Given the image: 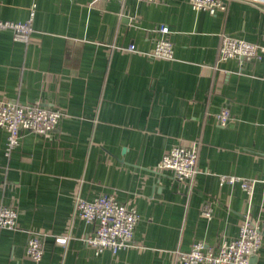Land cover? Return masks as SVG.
I'll return each mask as SVG.
<instances>
[{
	"label": "crops",
	"instance_id": "obj_1",
	"mask_svg": "<svg viewBox=\"0 0 264 264\" xmlns=\"http://www.w3.org/2000/svg\"><path fill=\"white\" fill-rule=\"evenodd\" d=\"M226 4L210 15L188 0H0L2 21L35 11L27 44L0 31V101L62 114L9 156L0 129V205L17 214L0 231V264H182L177 253L194 243L236 239L248 202L262 237L251 264H264V0ZM159 25L172 59L151 56ZM223 35L261 45L262 58L219 61ZM192 145V183L157 169L171 148ZM221 176L257 180L249 201ZM100 195L139 215L132 246L115 254L85 246L94 225L74 212L76 196ZM29 233L43 236L38 263L25 258Z\"/></svg>",
	"mask_w": 264,
	"mask_h": 264
},
{
	"label": "built area",
	"instance_id": "obj_2",
	"mask_svg": "<svg viewBox=\"0 0 264 264\" xmlns=\"http://www.w3.org/2000/svg\"><path fill=\"white\" fill-rule=\"evenodd\" d=\"M109 1V0H105ZM123 3L125 0H117ZM155 4L158 0H139ZM194 12H206L215 15L218 11H225L227 0H188ZM34 7H30L28 18L23 22L0 20V31L8 30L15 42L27 44L32 30ZM158 39L154 43L151 56L169 60L173 57L172 43L167 39L170 33L168 27L159 25ZM130 51L133 47H130ZM263 48L257 43H249L223 35L219 44V61L242 59L246 61L260 60ZM61 112L48 107H21L17 103L0 101V129L6 131L5 155L14 151L23 133L47 135L52 133L61 119ZM218 125L225 127L230 121L227 108L221 109L216 115ZM197 145L190 147H173L165 153L157 165L158 170L172 173L178 182L192 183L197 170ZM221 183L238 184L249 201L253 195L257 180H248L235 176H221ZM264 185V180L261 181ZM249 202L246 211L241 214V224L236 239L219 245H206L202 242L194 243L187 252H178L182 264H249L250 255L261 248L262 237L257 225L249 217ZM74 212L86 224H93V230L82 241L86 247L94 250L98 255L104 250L112 254L132 246L134 231L139 221V215L132 207H126L110 195H100L92 201H86L79 196L74 198ZM203 217L210 219L208 207L202 210ZM17 214L12 207L0 205V231L16 228ZM42 238L37 233H29L25 245V258L38 263L42 258ZM68 236L58 241L65 245Z\"/></svg>",
	"mask_w": 264,
	"mask_h": 264
},
{
	"label": "water",
	"instance_id": "obj_3",
	"mask_svg": "<svg viewBox=\"0 0 264 264\" xmlns=\"http://www.w3.org/2000/svg\"><path fill=\"white\" fill-rule=\"evenodd\" d=\"M254 256H255V254H251V255H250V259H251V261H252V262H250V264L253 263Z\"/></svg>",
	"mask_w": 264,
	"mask_h": 264
}]
</instances>
